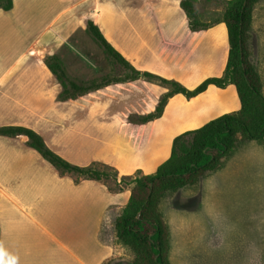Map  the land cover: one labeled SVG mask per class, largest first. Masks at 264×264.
Instances as JSON below:
<instances>
[{
	"label": "crops",
	"instance_id": "0c3cea01",
	"mask_svg": "<svg viewBox=\"0 0 264 264\" xmlns=\"http://www.w3.org/2000/svg\"><path fill=\"white\" fill-rule=\"evenodd\" d=\"M13 2L11 11L0 10V128L35 131L75 166L98 163L124 176L155 174L170 158L175 137L241 109L234 85H210L190 99L172 96L158 119L132 123L131 115L154 112L169 91L147 79L59 99L63 87L46 57L57 55L72 78L91 71L87 57L71 56L70 44L89 20L139 71L190 90L222 77L227 26L192 31L182 0ZM129 199L128 189L56 169L27 136L0 135V264H103L116 258L110 224Z\"/></svg>",
	"mask_w": 264,
	"mask_h": 264
},
{
	"label": "trees",
	"instance_id": "16d2710c",
	"mask_svg": "<svg viewBox=\"0 0 264 264\" xmlns=\"http://www.w3.org/2000/svg\"><path fill=\"white\" fill-rule=\"evenodd\" d=\"M258 1H225L226 9L223 16L207 24L201 21L196 9L198 0H182L181 8L188 17L192 31L207 30L221 22L225 23L228 30L229 58L223 76L208 78L193 90L177 81L134 68L91 20L86 22V32L112 60L129 71L128 76L116 80L106 78L101 83L82 85L69 76L57 55L46 57L48 68L63 87L59 96L63 101L76 99L113 84L140 79L167 86L169 91L162 96L154 112L145 116L129 117V121L136 124L160 118L168 100L176 94H182L190 99L206 91L210 85L219 88H226L229 85L236 87L241 109L216 118L199 129L175 137L170 158L155 174L145 175L138 172L134 176H124L113 167L98 163L88 167L75 166L53 152L35 131L25 127L0 128V135L27 136L28 145L63 173L105 183L112 176L116 182V189L130 191L128 204L114 221L116 240L129 249L132 255L130 264H170V231L160 211L162 199L168 193L196 186L208 175L219 171L237 151L240 142H264V94L259 76L249 62L247 48L253 9ZM13 7V0H0V10L11 11ZM115 260L116 258H111L103 264H115Z\"/></svg>",
	"mask_w": 264,
	"mask_h": 264
},
{
	"label": "rangeland",
	"instance_id": "374dc122",
	"mask_svg": "<svg viewBox=\"0 0 264 264\" xmlns=\"http://www.w3.org/2000/svg\"><path fill=\"white\" fill-rule=\"evenodd\" d=\"M197 6L207 24L226 9L225 0H201ZM70 44L71 56L87 57L91 68L79 77L69 75L76 82L128 76L86 31H77ZM247 48L264 94V0L254 6ZM111 177L106 183L117 188ZM160 207L170 231V264H264V142H240L219 171L196 186L168 193ZM115 248V264H130V250L119 242Z\"/></svg>",
	"mask_w": 264,
	"mask_h": 264
},
{
	"label": "snow or ice",
	"instance_id": "6c2138e0",
	"mask_svg": "<svg viewBox=\"0 0 264 264\" xmlns=\"http://www.w3.org/2000/svg\"><path fill=\"white\" fill-rule=\"evenodd\" d=\"M2 258H3L2 255H0V260H2Z\"/></svg>",
	"mask_w": 264,
	"mask_h": 264
}]
</instances>
